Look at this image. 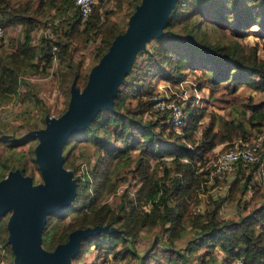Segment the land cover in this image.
Masks as SVG:
<instances>
[{"label": "trees", "instance_id": "1", "mask_svg": "<svg viewBox=\"0 0 264 264\" xmlns=\"http://www.w3.org/2000/svg\"><path fill=\"white\" fill-rule=\"evenodd\" d=\"M105 1L96 0L91 11L82 18L71 0L24 1L18 5H13L10 0H0V26L20 24L22 27V36L15 48L0 52V105L15 98L23 83L25 89L20 101H26L24 108L29 104L37 113L29 119L25 114L27 109L16 113L18 125L0 121V146L4 147L0 153V179L14 169L22 175L29 174L27 159L38 171L33 154L37 140L26 132L43 127L47 111L35 91L30 90L31 85L20 76L29 70H37L41 62L42 68L49 67L55 57L57 65L53 77L61 93L68 96L72 82L81 88L88 70L81 65V59L73 58V52L93 41L91 57L94 64L114 36L126 27V24L119 26L110 19V14L125 2L129 16L140 2L114 0L115 9L104 11L102 15L100 7ZM49 6L58 13L64 12L61 28L57 30L53 26L55 38L40 36L38 42L33 43L31 31L36 16ZM255 25L260 29L256 35L264 37V0L174 1L161 35L147 38L144 46L134 52L112 96V109H98L87 126L69 135L62 144L63 168L73 172L77 169L73 164L76 148H83L86 155L93 156V166L88 176L75 177V193L69 204L58 212L44 215L40 230L42 249L49 251L65 241L67 233L74 228L107 224L116 230L81 239L78 253L71 260L81 257L92 247L101 256L110 252L112 259H124L123 264L137 256L141 264H150V256L136 255L127 247V242L134 239L141 228L159 226V233L165 235L166 248L157 251L169 264H192L188 255L201 247L202 251L192 254L195 264H229L238 258L244 264H264V199L236 219L218 215L219 200L200 213L194 212L193 208L196 204L193 195L199 181V177L193 175L197 168L195 162L205 163V153L216 143H225L232 138L246 140L252 132H264V97L255 101L249 96L244 101V110L236 118L214 113L210 124L198 137H193V131L202 116L201 110L196 113L194 109H188L186 102L182 106L183 117L178 132L165 120V112L153 109L149 100V95L154 92L153 76H158L167 85H175L196 71L200 80L195 85L197 89L206 84L212 91L223 88L230 94H235L241 86L264 91V58L258 54L255 44L245 50L241 41ZM218 30L228 31L234 39L225 41V32L212 37ZM1 44L0 41V48ZM66 104L67 100L59 114ZM23 145H26L25 149L21 147ZM165 157H170L173 163L172 173L165 166ZM150 160H155V167H161L162 175L149 169ZM247 165L250 169L243 182L240 184L241 178L235 177L229 184L225 195L228 200L234 199L240 185V193L248 190L258 163ZM123 166L127 167L125 171L131 179L139 181L133 191L134 198L123 190L118 203H108L103 197L113 191L119 181L111 183L109 174ZM200 172L204 174L207 170ZM257 195L264 198V190L258 193L257 189ZM8 215L9 212L0 215V260L13 264V254L6 240ZM185 227L191 237L182 250L174 249L173 240L181 236ZM116 240L120 248L112 250L110 245ZM215 248L221 251L220 256L215 255Z\"/></svg>", "mask_w": 264, "mask_h": 264}, {"label": "rangeland", "instance_id": "2", "mask_svg": "<svg viewBox=\"0 0 264 264\" xmlns=\"http://www.w3.org/2000/svg\"><path fill=\"white\" fill-rule=\"evenodd\" d=\"M13 5H18L24 1H36V0H10ZM114 8V0H107L100 7L101 13L103 15L104 11H108ZM128 9L126 8V3H122L120 8L114 10L113 13L110 14V19L117 22L119 26H123L127 24ZM37 20L34 23V28L31 31V41L33 43H37L40 36L55 38L56 32L53 30V26L60 30L61 22L64 21L65 14L60 11L59 13L55 11L54 7L49 6L46 7L44 13L36 16ZM251 31L246 34L242 39V44L244 45V49L246 50L248 47L255 46L257 47L258 54L264 58V37L256 35L257 32H260L258 26H252ZM256 31V32H255ZM211 35L212 32L208 30ZM222 32H225V41L229 39H234L229 36V32L225 30H218L216 34L212 35V37L220 35ZM4 36L1 41L0 52H9L15 45L17 41L22 36V27L20 24H14L10 26H5ZM94 45L93 41L87 42L83 48L73 52L74 59H81V65L89 71L90 67L93 65L91 51ZM42 64V62H41ZM41 64L37 67V70H29L24 72L20 78L21 80H26L31 87L30 90L35 91L36 95L40 98L43 103V109H46L47 113L45 116L48 118H54L59 115V112L64 107L65 101L69 99L68 96L65 97L61 90L57 86V82L53 77L57 59L53 57L52 63L49 67H41ZM42 69V70H41ZM87 71V72H88ZM191 75H187L186 79L180 81L175 85H167L166 82L161 80L158 76H153L151 78V83L153 87V91L161 92L165 95H168L175 101L179 102L181 106L189 103L188 109H194L196 113H198V109L201 110L202 116L196 123V128L193 131V137H198L199 134L203 131L207 125L210 124L212 119V115L214 113H220L224 117L227 118H236L240 116V113L244 110V101L248 99L249 96H252L255 101L264 97V91L254 90L248 86H241L238 88L235 94L228 93L225 89L219 88L215 91H212L209 86L204 84L200 89L195 87L196 83H198L199 77L198 72L189 73ZM22 83V81H21ZM80 89L79 87H76ZM25 89V84L22 83V86L19 88V93L15 98L9 99V101L0 105V121L7 122L11 125H18L19 117L15 116L16 113H20L23 109H27L25 113L27 115V119L30 118L31 115H36V109L32 108L29 104H27V108L25 107V102L20 101V97L22 92ZM212 91V92H211ZM67 106V104H66ZM185 112V111H184ZM143 116H146L143 114ZM176 131H180V128H175ZM22 130H20L21 132ZM257 136H261L263 138L264 132L257 133L252 132L250 138ZM238 138H232L228 142L225 143H216L214 147L208 150L205 153L206 161L201 166L199 165V161H196L195 164L197 167L193 171V175L195 177H199L198 186L194 191L193 197L196 199V204L193 206L194 212L200 213L205 209H210L212 205H214L215 201H220V206L218 208V215L223 218H233L236 219L238 216L246 213L251 207L258 205L264 199L259 195L255 196V191L258 189V193L263 192L264 184L258 180L256 176V171H253V178L249 184V188L244 193H240L241 185L235 192L234 199L228 200L225 195L229 189V184L235 177H240V184L243 182L245 175L249 172V165H241L236 168H233L230 171L224 172L220 175H216L215 173H211L210 167L207 164L210 162L212 158H215L219 153H221L224 149L228 148L231 143L236 141ZM226 144V145H225ZM232 145V144H231ZM23 149L26 148V145L21 146ZM4 147L0 146V153H3ZM82 153V154H81ZM165 162V166L169 169L170 173H172L173 163L170 162V157L163 158ZM184 161L185 159H181ZM155 160H150L149 169H155V173L157 175H162L161 167H155ZM27 166L29 176L31 178L32 183L41 182V177L39 172L37 171L35 165L27 159ZM156 163V162H155ZM73 164L77 166V169L73 172L70 168H64L67 171L71 172V178L75 180V177L82 178L83 176H88L90 173V169L93 166V156L86 155L83 148H76L73 152ZM241 169L239 170V168ZM127 167H120L115 169L111 174H109L110 182L113 183L115 180L118 181V185L115 189L103 197L108 203L116 204L120 201L121 193L123 190L128 192V195L134 198V189L137 187L139 181L138 179H131L128 174H126ZM203 169H206L207 172L203 174ZM244 173V176H242ZM76 182V181H75ZM253 195V196H252ZM224 197V198H223ZM223 198V199H222ZM245 202V203H244ZM144 207L146 205H143ZM146 209V208H145ZM67 216L65 220L68 218ZM113 227V226H110ZM114 230L116 229L113 227ZM159 226L149 227L145 226L139 230L137 236L134 239H130L127 242V247L132 249L136 255H148L150 256V264H169L163 257H161L158 253L159 248H166L165 235L160 234ZM191 237L190 232L187 230V227L182 231V234L177 239L173 240V248L182 250L184 248V244ZM155 239V241H154ZM112 250H116L120 248V243L117 240L110 245ZM203 247L199 248L194 253L188 255V260L195 264L193 261V255L202 251ZM97 249L90 247L87 252H85L81 257L71 260L72 264H102L107 260H112L114 264H123V260H115L112 259L110 252L105 253L102 256L98 254ZM103 253V252H102ZM101 253V254H102ZM215 255L220 256L221 251L219 248H215ZM2 254V251H0ZM193 254V255H192ZM140 258L132 257L129 259L128 264H141ZM236 260L232 261L229 264H236ZM0 264H6L3 259L0 260Z\"/></svg>", "mask_w": 264, "mask_h": 264}, {"label": "water", "instance_id": "3", "mask_svg": "<svg viewBox=\"0 0 264 264\" xmlns=\"http://www.w3.org/2000/svg\"><path fill=\"white\" fill-rule=\"evenodd\" d=\"M174 1L140 0L128 16L124 31L114 36L90 67L84 85L77 89L70 83L65 110L54 118L44 116L43 127L26 132L37 140L33 154L41 182L32 183L29 176L17 169L7 171L0 179V215L9 212L6 240L13 264H70L81 239L114 230L107 224L74 228L65 241L51 250L40 246L44 215L63 209L75 193V180L62 167V144L69 135L87 126L98 109H112V96L134 52L144 46L147 38L161 35Z\"/></svg>", "mask_w": 264, "mask_h": 264}, {"label": "built area", "instance_id": "4", "mask_svg": "<svg viewBox=\"0 0 264 264\" xmlns=\"http://www.w3.org/2000/svg\"><path fill=\"white\" fill-rule=\"evenodd\" d=\"M73 7L76 8L81 17H86L91 11L96 0H71ZM4 27L0 26V41L3 39ZM151 107L159 112H165V120L177 128L182 123L183 110L179 102L170 98L161 92H152L149 95ZM228 148L224 149L215 158H212L207 166L210 167L211 173L220 175L237 167L241 162L243 165L258 163L256 176L264 184V140L261 136L242 140L238 138L231 143ZM236 264H244L241 259H236ZM102 264H114L113 261L107 260Z\"/></svg>", "mask_w": 264, "mask_h": 264}]
</instances>
